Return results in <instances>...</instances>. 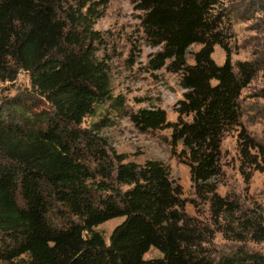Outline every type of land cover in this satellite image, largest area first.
Listing matches in <instances>:
<instances>
[{"label":"trees","instance_id":"16d2710c","mask_svg":"<svg viewBox=\"0 0 264 264\" xmlns=\"http://www.w3.org/2000/svg\"><path fill=\"white\" fill-rule=\"evenodd\" d=\"M141 11L149 65L180 74L176 121L161 107L140 108L143 131L171 129L190 168L196 208L186 210L181 184L158 159L143 164L110 154L100 130L125 110L112 87L106 39L95 28L103 0H0V80L29 74L31 90L0 101V262L6 264H264L238 246L213 256L215 231L264 241V216L218 192L222 139L240 121L239 98L252 64L217 65L224 15L217 0H130ZM200 44L194 63L190 47ZM42 98L47 108L32 99ZM88 117H99L84 126ZM190 118V119H189ZM244 154L255 148L246 136ZM251 163H256L253 156ZM122 217L109 238L96 228ZM151 248L158 257H145Z\"/></svg>","mask_w":264,"mask_h":264},{"label":"rangeland","instance_id":"374dc122","mask_svg":"<svg viewBox=\"0 0 264 264\" xmlns=\"http://www.w3.org/2000/svg\"><path fill=\"white\" fill-rule=\"evenodd\" d=\"M103 1L100 7L103 16L95 28L106 39L102 52L110 64L113 91L123 96L125 110L113 126L103 127L100 134L105 137L110 154H122L127 160L140 164L148 159H158L168 165L171 178L181 184L183 197L189 200L187 212L196 215L200 209V220L209 223V205L201 203L196 208L191 202L195 194L190 168L183 156L182 145L175 146L171 142V129L143 131L129 116L140 108L155 106L163 108L170 121H176L177 104L184 94L180 74L165 67L153 69L149 65L158 48L146 43L140 26L142 13L130 0ZM215 9L224 15L225 36L223 44L214 47L212 60L217 65L230 60L236 71L239 62L248 61L254 69L253 78L242 89L239 98V124L222 139L223 174L219 177L218 192L236 198L247 215L264 216V0H217ZM200 48V44L190 47L189 63H194V55ZM30 90L29 74L21 71L14 81L0 80V101ZM31 102L37 103L39 108L48 106L40 97ZM98 118L88 117L84 126ZM246 136L253 138L256 146L247 149L249 154L243 153ZM253 156L256 163H251ZM122 220V217L107 220L96 229L108 239ZM210 239L213 256L232 253L238 246L264 254V241L256 243L250 238L238 241L232 231H215ZM160 255L156 248H151L145 257Z\"/></svg>","mask_w":264,"mask_h":264}]
</instances>
